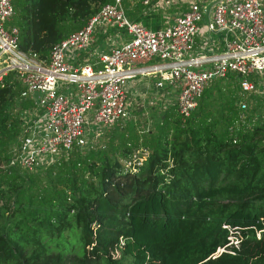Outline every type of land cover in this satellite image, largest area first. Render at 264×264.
<instances>
[{
	"label": "trees",
	"instance_id": "trees-1",
	"mask_svg": "<svg viewBox=\"0 0 264 264\" xmlns=\"http://www.w3.org/2000/svg\"><path fill=\"white\" fill-rule=\"evenodd\" d=\"M109 1L10 0L17 45L46 61ZM223 79L184 121L153 110L149 126L116 123L102 143L22 169L9 151L32 101L14 70L1 75L0 264H223L210 257L228 235L264 240V98ZM133 149L146 155L125 167Z\"/></svg>",
	"mask_w": 264,
	"mask_h": 264
},
{
	"label": "built area",
	"instance_id": "built-area-1",
	"mask_svg": "<svg viewBox=\"0 0 264 264\" xmlns=\"http://www.w3.org/2000/svg\"><path fill=\"white\" fill-rule=\"evenodd\" d=\"M144 7L170 0H140ZM10 0H0V76L14 70L20 96L32 101L23 111L8 164L24 169L48 165L72 147L98 143L99 131L129 118L126 85L153 76L152 90L174 85V105L184 121L203 89L229 72L243 93L264 98V0L189 1L168 23L150 27L129 19L120 0L100 5L85 23L53 43L48 60L17 45ZM112 26L128 37L79 61L94 31ZM140 104V102H139ZM138 152V154L136 153ZM146 155L137 149L125 167ZM134 170V169H133Z\"/></svg>",
	"mask_w": 264,
	"mask_h": 264
},
{
	"label": "crops",
	"instance_id": "crops-1",
	"mask_svg": "<svg viewBox=\"0 0 264 264\" xmlns=\"http://www.w3.org/2000/svg\"><path fill=\"white\" fill-rule=\"evenodd\" d=\"M120 1L124 14L129 19L141 21L150 27H158L168 23L173 15L179 12V10L184 9L188 2L193 0H170L168 5L156 2L148 7H144L140 0H125L124 4L122 0ZM198 1L203 5H210L213 0ZM127 37L128 35L123 29H116L112 26L99 27L94 31L87 49L80 53L79 61H83L84 59L93 61L95 60L96 55L101 50L108 48L112 42H118L126 39ZM152 80L153 76H149L143 79L133 78L127 83V100L129 101L131 105L130 107L135 114L143 113L145 111L143 110L144 107H149L148 109L151 112L153 110L161 111L162 109L171 106L176 87L174 85H165L163 88L154 91L151 88ZM125 120H119L114 124L126 122L127 120ZM114 124L109 125L108 127H111ZM106 128L107 127L102 128L99 131L97 140L103 136Z\"/></svg>",
	"mask_w": 264,
	"mask_h": 264
},
{
	"label": "rangeland",
	"instance_id": "rangeland-1",
	"mask_svg": "<svg viewBox=\"0 0 264 264\" xmlns=\"http://www.w3.org/2000/svg\"><path fill=\"white\" fill-rule=\"evenodd\" d=\"M218 82L219 85H223L224 83H226V80L222 79ZM208 86V90L211 92L209 99L211 100L212 97L216 95L217 91L210 84ZM148 108L149 107H144L143 110L145 111L143 113L138 114H135L134 111H132L131 109L130 116L126 120L130 123H136L138 120L141 121L144 119L146 120V126H149L150 122L148 121V119H150V110ZM115 126L116 125L107 127L103 136L98 140V143H102L106 138H110V136L115 131ZM133 150L135 152L137 149ZM136 153L138 154V152ZM259 236L260 235L257 231L256 239H258ZM217 256L225 257L223 264H260L258 259L264 258V240L259 238L258 242H255L253 239L250 238H235L231 235H228L227 242L224 245L218 247L210 258L216 259Z\"/></svg>",
	"mask_w": 264,
	"mask_h": 264
}]
</instances>
